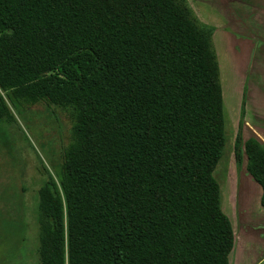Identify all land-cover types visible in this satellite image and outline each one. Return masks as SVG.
<instances>
[{
  "label": "trees",
  "instance_id": "1",
  "mask_svg": "<svg viewBox=\"0 0 264 264\" xmlns=\"http://www.w3.org/2000/svg\"><path fill=\"white\" fill-rule=\"evenodd\" d=\"M211 33L182 0H0V120L37 104L69 120L36 190L38 264H228ZM240 125L235 169L244 155L264 208V145ZM17 202L0 227L24 231Z\"/></svg>",
  "mask_w": 264,
  "mask_h": 264
},
{
  "label": "rangeland",
  "instance_id": "2",
  "mask_svg": "<svg viewBox=\"0 0 264 264\" xmlns=\"http://www.w3.org/2000/svg\"><path fill=\"white\" fill-rule=\"evenodd\" d=\"M182 2L196 23L212 28L210 39L217 65L226 136L213 177L220 187L221 209L226 213L223 209L224 181L226 171L237 172L233 140L239 121L242 138L248 135L242 123L244 102L253 108L257 100L264 104V87L263 94L254 87L256 83L264 84V72L260 83L256 78L252 79L253 68L264 70V0ZM255 26L260 28L261 35L252 31ZM0 123V204L10 214L13 205L17 207L19 196L25 216L22 219L24 231L22 224L19 228L22 216L19 218L18 215L9 227H0V264H38L35 254L36 190L45 177L44 169L52 172V165L60 160V150L69 138V120L58 110L37 104L29 107L22 118L15 115L13 121L0 120ZM18 186L23 187L20 193Z\"/></svg>",
  "mask_w": 264,
  "mask_h": 264
},
{
  "label": "crops",
  "instance_id": "3",
  "mask_svg": "<svg viewBox=\"0 0 264 264\" xmlns=\"http://www.w3.org/2000/svg\"><path fill=\"white\" fill-rule=\"evenodd\" d=\"M253 29L255 34H260V28L255 26ZM253 69L252 79L256 78L260 83L264 70ZM254 87L263 94L264 84L256 83ZM255 104L253 108L244 102L242 123L248 135L242 141L251 138L264 145V104L259 100ZM243 157V165L237 172L233 169L226 171L224 181L223 209L226 213L222 212L227 216L233 233L228 264H264V208L259 202L261 189L246 171Z\"/></svg>",
  "mask_w": 264,
  "mask_h": 264
}]
</instances>
